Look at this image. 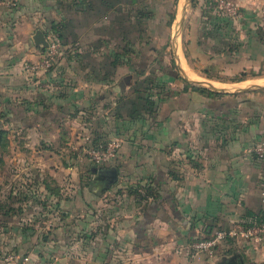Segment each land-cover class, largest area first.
<instances>
[{"label":"crops","instance_id":"obj_1","mask_svg":"<svg viewBox=\"0 0 264 264\" xmlns=\"http://www.w3.org/2000/svg\"><path fill=\"white\" fill-rule=\"evenodd\" d=\"M118 1L0 0V122L8 132L0 145V264L9 251L29 264H264V242L229 238L212 254L191 247L237 221L264 218V160L247 151L264 139V98L202 92L180 68L193 75L199 69L188 58L205 56L215 85L227 84L221 74L264 76V37L250 32L238 49L208 46L196 55L222 17L198 0L184 24L195 51L178 47L175 58L154 49L136 62L133 50L119 55L115 44L118 20L107 14ZM262 1L243 0L254 10L245 20L258 27ZM37 30L61 44L47 72L25 68L46 49L34 41ZM150 82L159 84L153 113L137 91ZM112 135L122 147L98 168L116 166L119 179L101 191L83 144Z\"/></svg>","mask_w":264,"mask_h":264},{"label":"rangeland","instance_id":"obj_2","mask_svg":"<svg viewBox=\"0 0 264 264\" xmlns=\"http://www.w3.org/2000/svg\"><path fill=\"white\" fill-rule=\"evenodd\" d=\"M233 1L243 13V17L241 19L234 18L230 15L225 14V12L222 10V17L215 20L216 27L221 28V31L218 29L219 31L217 32V34L212 38L207 36V33H204L203 40L199 42L201 48L198 50L199 52L196 50V55L199 56L200 52H203L205 54L208 46H214V51L219 52H221L222 50L225 51L228 48L233 50L238 49V43L240 42L239 38H241L242 40L246 39L250 32H258L260 35H262V37H264V33H262L264 31V25L262 27H258L256 25V20H245L247 17V12H254V10H250L249 8L247 9L243 0ZM252 1L254 2L256 0ZM118 2L120 7H118L117 10L114 9V11L109 10L107 14V16L110 15L111 17H115L118 20L117 26L119 28L120 34L119 39L116 41L115 44L117 45V47L120 48L125 46L126 44V46H128V48L130 50H133V52L135 53L136 62H140L141 52L153 53L154 49L160 51L164 50V48H168L170 52L169 54L172 57H175L176 47H179L182 50V53H185L186 55L187 53H193V51H195L194 49H191L192 51H190L189 48V42L187 41L188 29L186 25L184 26L185 20L184 24L182 26L180 25L183 14L184 0H179L176 4L175 0H119ZM197 2L199 1H189L186 16H189V14L192 15L196 8L199 7ZM139 10L143 12H148L149 17L145 19L142 18L143 16L139 15L137 12ZM173 12H175L176 16L175 19L170 22L171 15ZM206 22L209 23L210 20H206ZM151 56H153V54H151ZM175 60L177 62V59ZM188 60L191 63V67L199 69L196 72H193V75L191 73V77L189 75L188 77L194 80L209 81L206 77L209 75V73H205V69H203L202 67L204 66V64H206L205 56L196 58V60H194L195 64L193 60H190L189 58ZM177 69L180 72L178 65ZM228 76L229 75L226 76L225 74H221V76H218L221 80L228 82L227 84L216 85L218 87L227 88L230 91H236L242 87H247L254 84L264 85V76L260 73L256 74L254 72H242L240 75H234L231 77ZM181 77L184 79V76L181 75ZM242 77L247 78L246 80L239 82L232 81L241 79ZM242 93L244 96L252 98V100L258 101L260 97L264 98V86L243 90ZM250 110H253L254 112V109L248 108V112H251ZM260 113H264V111H260ZM42 250H44L43 256H47V254H45L46 249ZM48 258H50V256ZM44 263L49 264L50 261L46 259Z\"/></svg>","mask_w":264,"mask_h":264},{"label":"built area","instance_id":"obj_3","mask_svg":"<svg viewBox=\"0 0 264 264\" xmlns=\"http://www.w3.org/2000/svg\"><path fill=\"white\" fill-rule=\"evenodd\" d=\"M219 4L225 14L234 18L241 19L243 17V13L233 0H219ZM60 51V42L56 39H51L49 40V46L42 53L40 59L33 63H26L25 68L27 70L47 72L54 66ZM122 144V138L118 135L107 136L98 141L87 136V140L83 144V151L88 154L92 163L101 167L116 158ZM247 151L264 160V139L250 146ZM229 238L234 240H253L258 243L264 242V218L261 222L254 224L237 221L228 228L217 230L210 237L194 240L191 243V247L196 254H212L213 250L222 241ZM2 264H29V258L17 252L9 251L3 254Z\"/></svg>","mask_w":264,"mask_h":264},{"label":"water","instance_id":"obj_4","mask_svg":"<svg viewBox=\"0 0 264 264\" xmlns=\"http://www.w3.org/2000/svg\"><path fill=\"white\" fill-rule=\"evenodd\" d=\"M189 1L190 0H184V2H183V14H182V19H181V23H180L181 26L184 24V20L186 18L187 6H188ZM34 41H35L36 45H38V46H42L44 48H47L49 46V40L47 39L46 35L44 34V32L42 30L36 31V33L34 34ZM175 52H176V55H178V47L175 48ZM180 68H181V72L185 75V77H187L189 80H191L194 83H198L204 87L210 88V89L215 90L217 92H228V91H230L227 88L218 87L217 85H215L209 81L191 79L188 77L186 71L182 67H180ZM263 86L264 85L254 84L251 86L242 87L239 90L243 91V90H248L251 88L263 87ZM93 172L95 173L94 182H95L96 186L101 191H105V190L109 189L119 179V170L116 166H110V167H106V168H98L97 166H95V167H93ZM234 257H236V256H233V258ZM240 264H244V262L242 261Z\"/></svg>","mask_w":264,"mask_h":264},{"label":"trees","instance_id":"obj_5","mask_svg":"<svg viewBox=\"0 0 264 264\" xmlns=\"http://www.w3.org/2000/svg\"><path fill=\"white\" fill-rule=\"evenodd\" d=\"M179 0H175V4L178 3ZM210 1V4H208L209 8L213 11H216L218 14H221L222 13V9H221V6L219 4V0H209ZM139 15L143 16L142 18H148L149 17V13L148 12H143V11H137ZM175 12L172 13L171 15V21L175 19ZM56 29V28H55ZM54 29V30H55ZM57 32H59V30H57ZM59 35H61L59 33ZM122 51L123 52H119L118 54L121 55V54H125L127 52V48H126V44L125 46H123L122 48ZM164 49H167V48H164ZM130 51V50H129ZM130 63V62H129ZM142 65H145L146 67V61L144 60V62L142 63ZM145 70H139L138 74L137 75H143L145 72ZM241 79H244L243 77ZM143 84V83H142ZM157 85L159 84H156L154 82H150V84H148V86H141L142 89L140 88H137V91H139L141 93L140 95V98L141 99H145V110L147 113H153L154 110H155V107L158 105V100L157 98L155 97L156 93H155V88L157 87ZM194 88L196 89H199L200 91L202 92H213L211 90H209L208 88L206 87H203V86H196V85H193ZM143 106L142 104L139 105V107ZM138 109H134L132 112H131V115L133 116L134 113L137 111ZM4 117V116H2ZM7 130L4 129L2 126H1V122H0V145L3 146V147H6L8 145V139H7ZM95 165V164H94ZM96 166V165H95ZM98 167V166H97ZM24 256V255H22Z\"/></svg>","mask_w":264,"mask_h":264}]
</instances>
